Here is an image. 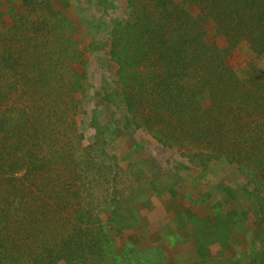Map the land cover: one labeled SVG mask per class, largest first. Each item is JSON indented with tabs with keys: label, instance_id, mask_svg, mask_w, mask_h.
Listing matches in <instances>:
<instances>
[{
	"label": "trees",
	"instance_id": "trees-1",
	"mask_svg": "<svg viewBox=\"0 0 264 264\" xmlns=\"http://www.w3.org/2000/svg\"><path fill=\"white\" fill-rule=\"evenodd\" d=\"M127 2L129 20L111 18L107 33L123 94L116 98L110 92L105 99L124 106L126 121L159 130L167 140L194 141L202 169L213 159L237 165L247 183L229 187L224 205L238 200L240 214L260 240L250 249V264H264V0ZM15 4L7 5L12 23L0 33V264H54L89 243L80 238L104 236L100 221L81 223L89 213L81 214L78 204V214L77 206L64 201L72 184L80 189L86 184L79 174L94 173L78 168L77 159L92 166L95 156L85 158L75 144L68 148L59 121L50 130L46 125L47 117L60 120L76 112L73 92L86 57L70 34L57 36L55 44V28L66 16L54 11L40 18L34 12L43 1L31 2V9L22 4L21 14ZM165 78L170 83L164 85ZM154 84H163L155 94L149 92ZM53 86L59 97L48 94ZM54 201L59 208L51 215ZM61 206L73 217L69 229L60 224ZM234 213L226 212V220Z\"/></svg>",
	"mask_w": 264,
	"mask_h": 264
},
{
	"label": "rangeland",
	"instance_id": "rangeland-1",
	"mask_svg": "<svg viewBox=\"0 0 264 264\" xmlns=\"http://www.w3.org/2000/svg\"><path fill=\"white\" fill-rule=\"evenodd\" d=\"M42 1L45 5L37 6L34 12L40 18L53 16L54 11L67 17L55 28V44L60 42L57 36L70 34L80 42V52L86 57L82 58L86 71H81L83 77L73 92L79 99L76 112L69 111L60 120L55 115L47 117L46 123L50 130L59 121L61 130L66 131L61 138L68 148L73 149L75 144L76 151L85 158L95 156L92 166L77 159L78 168L86 167L94 173L79 174L77 178L86 184L81 189L78 183L72 184L71 193L64 199L65 206H77L78 211L80 204V210H84L81 214L89 213L83 214L85 219L81 223L93 226L100 221L105 236L80 238L89 242L87 246L84 243L79 252H68L65 261L54 264H250V249L258 246L260 240L247 217L240 214L237 199L224 205V200L229 199V187L247 183L237 165L213 159L208 168L202 169L194 141L179 139L181 136L167 140L159 130L139 127L132 123L133 118L126 121L124 106L116 107L104 97L110 92L116 98L123 94L118 65L109 54L112 39L107 33L112 27L111 18L129 20L127 0H0V33L12 23L7 10L10 2L16 3L14 9L21 14L22 4L31 9V2ZM33 11L29 15L35 18ZM94 41L108 47L98 48ZM165 79L164 85L170 83ZM163 84L150 85L149 92L155 94ZM48 90V94L59 97L54 86ZM166 106L167 103L159 113ZM143 107L148 108V103ZM46 114L50 116L49 107ZM106 150L110 158L105 156ZM111 154L116 155V160ZM139 160L145 162L129 166ZM254 186L249 184L248 188ZM86 206L90 207L88 211ZM56 208L59 203L54 201L51 215ZM232 210L236 213L230 222L225 213ZM63 213L60 224L69 229L73 217L61 206L57 214ZM97 227L92 229L94 236ZM189 240L195 246L186 251L188 260L184 261L180 259L182 251L178 244Z\"/></svg>",
	"mask_w": 264,
	"mask_h": 264
},
{
	"label": "crops",
	"instance_id": "crops-1",
	"mask_svg": "<svg viewBox=\"0 0 264 264\" xmlns=\"http://www.w3.org/2000/svg\"><path fill=\"white\" fill-rule=\"evenodd\" d=\"M167 240H173V238H166ZM191 242L193 244H191ZM180 246V249L182 251V254H180V259L186 261V259L188 260V256H186V251H189L191 250L194 246H195V242L192 241V240H189V241H185V242H182V244H178ZM189 249V250H188ZM196 258V256L194 257V259Z\"/></svg>",
	"mask_w": 264,
	"mask_h": 264
}]
</instances>
